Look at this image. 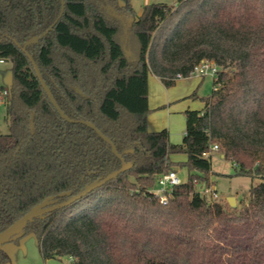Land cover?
Segmentation results:
<instances>
[{"label": "trees", "instance_id": "trees-1", "mask_svg": "<svg viewBox=\"0 0 264 264\" xmlns=\"http://www.w3.org/2000/svg\"><path fill=\"white\" fill-rule=\"evenodd\" d=\"M0 0V60L12 61L10 132L0 134V232L34 206L67 200L132 166L70 205L36 217L45 260L68 264H264V180L248 202L208 204L214 143L237 175L264 173V0H175L138 14L126 0ZM61 15V16H60ZM118 16H122L119 18ZM44 35L36 44L25 43ZM33 56L62 110L43 87ZM203 59L220 67L203 109H187L182 142L150 131L149 75L167 86ZM189 97H197L196 92ZM185 153V161L172 154ZM187 180L165 193L159 176ZM70 192V195L64 194ZM11 261L0 246V264Z\"/></svg>", "mask_w": 264, "mask_h": 264}, {"label": "rangeland", "instance_id": "rangeland-1", "mask_svg": "<svg viewBox=\"0 0 264 264\" xmlns=\"http://www.w3.org/2000/svg\"><path fill=\"white\" fill-rule=\"evenodd\" d=\"M151 3H165L169 5L175 4V0H160L155 1ZM151 3H145L143 0H134L131 4L134 7L135 11L139 14L141 11V8L146 4ZM12 70H13V64L12 61H2L0 60V85L5 87H10L12 84ZM213 77L210 75H206L203 77V79H197L199 80L200 85L197 89H195L194 92H196L198 98L195 97H181V98H175L171 101L170 106H175V108H172L169 106V108L173 109L170 110L171 113H163L165 106H159L155 111H158V118L162 125H164V128L169 129V133L171 138L174 140L171 141L175 143H180L183 138V131H185L186 128V116H185V109H182V105L184 101L189 100L192 105L196 106L197 108H201L203 106V101L201 97H207L211 96L213 92ZM202 80V81H201ZM174 86V85H173ZM173 86L167 87L165 85V88H172ZM171 90V89H170ZM173 92V90H171ZM166 93L160 94L162 96H165ZM151 109V108H150ZM154 111L152 110L150 113L152 114ZM150 115V114H149ZM8 116V109H7V103L0 104V134H5L10 132V125L7 121ZM171 129V130H170ZM173 133V134H172ZM223 153L216 151L213 154L212 157V168H213V175L211 176V180L214 181L213 188L217 190L219 200L223 201L224 203L227 201L228 197H236L237 199V206L240 207L243 202H248L249 196H250V189L253 185L258 184L259 182L264 180V173L259 176H244V175H237V170L235 163L231 160L226 159L222 156ZM186 154L185 153H176L172 154L171 158L174 161H185L186 160ZM178 167H175V171H177ZM179 177L183 180L186 176L185 167H179ZM158 184L155 187V190L158 189ZM205 185L199 184L198 190H204ZM63 260L70 262L69 257H64Z\"/></svg>", "mask_w": 264, "mask_h": 264}, {"label": "crops", "instance_id": "crops-1", "mask_svg": "<svg viewBox=\"0 0 264 264\" xmlns=\"http://www.w3.org/2000/svg\"><path fill=\"white\" fill-rule=\"evenodd\" d=\"M155 1L158 2L160 0H143V2L145 3H151ZM125 2L126 0H120L121 4H124ZM132 2H134V0H132ZM142 9L143 7L141 8V11L139 12V14H141ZM197 79L200 80V79H203V77L188 76V77H182L176 80V83L174 84V86L170 88L171 90H173L172 92L170 89L165 88V84L160 80L159 77H157L154 74L149 75L148 101H149V106L151 108V111L152 110L154 111L152 114L150 113V115H148V128L150 131H158L164 128L163 127L164 125H162V123L160 122L158 118V115H159L158 111L156 112L155 110L159 108V106L164 105L166 109H164L163 113H167V111H168V114L171 113L170 110H173L169 108V106L171 105V101L174 100L175 98H181V97L187 98L188 96H190L192 92L195 89H197L198 86L200 85L199 80ZM213 88H214V84H213ZM164 93H166L165 96L160 95ZM195 98H198V96ZM181 105H182V109L184 108L185 111L187 109H197L198 110V109H203L205 107V102L203 101V106L201 108H197L195 105L193 106L189 100L184 101V103ZM175 106L173 107L170 106V107L175 108ZM185 133H186V128H185V131H183V137ZM171 139L174 140L173 138ZM222 156L224 157V154H222ZM177 169L178 170L176 172L178 174L179 167ZM185 171H186V176L183 179V181L187 180V177H188L187 168H185ZM2 248L9 254L11 258L10 262L4 263V264H68V262L63 259L45 260L41 255V252L39 250V243L34 234H29L23 237L19 242L12 241V242L6 243L2 246ZM71 260L72 259L70 258V261Z\"/></svg>", "mask_w": 264, "mask_h": 264}, {"label": "water", "instance_id": "water-1", "mask_svg": "<svg viewBox=\"0 0 264 264\" xmlns=\"http://www.w3.org/2000/svg\"><path fill=\"white\" fill-rule=\"evenodd\" d=\"M63 3V8H62V13L64 11V4L65 1H62ZM61 16V15H60ZM119 18H122V16H118ZM53 28L50 27L49 30H47L46 32H44L42 35H38V36H34L32 38H30L24 45V49L26 50L27 46L32 45V44H36L40 41V39L46 35L51 29ZM30 58L32 59L34 66H35V70L37 72V75L43 85V87L45 88L48 96L50 97L51 101L53 102V104L56 106V108L59 110L60 114L62 115L63 118H65L66 120L69 121H75L73 119H71L60 107V105L58 104L52 90L50 89V87L48 86L46 80L43 77V74L40 70L39 65L35 62L34 58L32 55H30ZM81 123H85L86 125L90 126L91 128H93L94 130H96V132L109 144H111L112 146V150L113 153L116 154L119 158L122 159V167L118 170H115L111 173H109L108 175H106L104 178L100 179V180H96L90 184H88L84 190H82L80 193L70 196L67 200L62 201V202H57L56 199H54L53 197H49L47 199H45L43 202L39 203L38 205L34 206L29 212H27L24 216H22L21 218H19L18 220H16L12 225H10L8 228H6L4 231L0 232V246H3L6 243L12 242L16 239H19L22 237L24 229L26 228V226L28 225L29 222H32L36 217H40L43 216L44 214L53 211L57 208L60 207H64L67 205L72 204L73 202L77 201L78 199L82 198L83 196L87 195L88 193H90L91 191H93L94 189L102 186L103 184H105L106 182L114 179L116 176H118L120 173L126 171L127 169H129L132 164L130 162H127L123 155L119 153L116 145L112 142V140L106 136L101 130H99L97 128V126L88 120H80ZM64 194H68L70 195V192L64 193ZM228 203L232 206V207H237V199L236 197H228L227 198Z\"/></svg>", "mask_w": 264, "mask_h": 264}, {"label": "built area", "instance_id": "built-area-1", "mask_svg": "<svg viewBox=\"0 0 264 264\" xmlns=\"http://www.w3.org/2000/svg\"><path fill=\"white\" fill-rule=\"evenodd\" d=\"M220 67L216 64L215 61L209 59H203L198 62L193 70L190 73V76H199L204 77L206 75L212 76L214 79L218 75V71ZM183 75L181 73L177 74L176 80L182 78ZM218 86H214L217 88ZM11 96V90L9 87L1 86L0 85V104L8 103ZM220 147L218 143H214L206 152H204L205 156H210L214 154V152L219 151ZM158 189L155 191L161 195V200L163 202L167 201V196L165 193H170L173 187L177 184L183 182V180L178 176L175 170H172L168 173H165L158 178ZM202 195L205 197L206 202L208 204H213L214 201L219 199L217 190L213 188V186L205 187L204 190H201Z\"/></svg>", "mask_w": 264, "mask_h": 264}]
</instances>
